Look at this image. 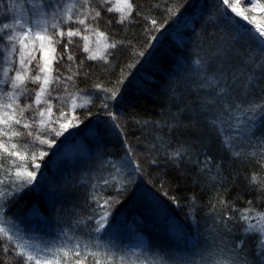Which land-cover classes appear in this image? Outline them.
Instances as JSON below:
<instances>
[{
    "label": "trees",
    "instance_id": "16d2710c",
    "mask_svg": "<svg viewBox=\"0 0 264 264\" xmlns=\"http://www.w3.org/2000/svg\"><path fill=\"white\" fill-rule=\"evenodd\" d=\"M132 2L130 21L119 23L117 13L102 10L94 22L117 47L110 49L108 62L82 59L77 88L93 100L78 114L75 158L71 161L59 150L39 161L41 168L32 185L19 193L9 187L12 194L0 200V224L15 241L26 242L29 250L35 245L55 248L82 241L93 247L99 243L118 260L122 258L123 264H185L188 260L203 264L216 247L215 251L228 249L237 256V264H264L254 236L233 251L243 238L241 210L250 207L251 201L252 208L264 212V193L250 184L254 172L264 181V169L257 163L264 148V114L249 121L238 110L225 112L220 104L202 112L201 100L208 93L201 87L205 73L195 64L201 59L215 67L218 62L213 57L224 49L230 50L233 68L242 66L248 50L261 56L246 33V28L254 26L226 10L221 0ZM175 7L179 11L169 15L167 9ZM255 18L264 22V12ZM153 19L161 25L158 31ZM140 51L143 56L138 55ZM206 74L215 75L210 68ZM118 80L122 83L117 86ZM95 85L110 91L118 88L119 94L108 99ZM109 113L118 119L113 121ZM210 116L219 117V134L206 123ZM117 123L120 128L115 127ZM13 127L24 133L12 138L24 155L22 145L32 137L21 126ZM228 137L231 148L223 143ZM181 146L186 150L183 159H170L169 154ZM237 151L241 157L232 154ZM137 164L139 171H135ZM113 165L121 169L124 191L104 184L115 172ZM93 194L118 201L110 208L101 233L93 231L100 211ZM167 217L178 225L168 228L162 221ZM123 220L131 226L146 223L145 236L152 250L142 255L130 250L127 229L118 227ZM180 226L189 231H184L188 243L180 237ZM0 243L9 248L5 253L0 247V264H21L11 251L13 246ZM85 264L93 261L89 258Z\"/></svg>",
    "mask_w": 264,
    "mask_h": 264
},
{
    "label": "snow or ice",
    "instance_id": "6c2138e0",
    "mask_svg": "<svg viewBox=\"0 0 264 264\" xmlns=\"http://www.w3.org/2000/svg\"><path fill=\"white\" fill-rule=\"evenodd\" d=\"M25 2L26 16L8 20L0 17V43L5 44V47L0 49L3 53L0 60H3L5 65L2 68L0 85L7 84L9 87L8 91L0 88V137L7 138L0 140V200L12 194L8 191L9 187L19 193L36 181L41 168L39 161L48 155L43 146L52 148L55 144L54 137L63 135L74 124L81 122L78 116H70L69 113H74L76 108L87 107L92 103L91 94L85 95L83 90L69 91L70 84L73 88L75 87V77L79 75V72L72 71L70 67L71 75L51 76V72L54 71L53 60L62 59V56L57 55V45L67 40L64 43L63 52L68 53V60L73 63L75 62L74 57L68 52L69 45L73 43V37L79 36L86 42L83 47L85 52L90 51L88 42L91 35L105 40V52L110 48L115 49L117 42L108 43L105 34L99 32L88 21L95 22L101 16L99 9L106 7L108 12L120 13L118 22L124 23L130 21L135 7L132 0H120L118 4H114L113 0H99V8L93 7L94 0H79L78 4L73 0H64V2L56 0L55 5L45 3V0H25ZM221 2L226 10L230 9L235 17H241L248 24H252L253 19L246 12L257 10L264 12V2L261 0H243V2L242 0H221ZM6 11H11V9ZM167 11L169 15H175L179 8H169ZM151 23L155 30L160 29L161 25L155 19ZM69 24H78L83 27H66ZM82 33H88V35H82ZM246 33H249L248 39L257 44L261 56H254L251 50H248L241 59L242 66L235 68L230 66L231 58L228 49L221 50L214 55L213 60L218 62L215 67L211 61L208 65H204L201 59L195 61L196 66L201 69L202 73H205L202 75L201 87L208 93V97L201 100L202 112H211L214 105L220 104L225 112L230 109L238 110L249 121L253 120L256 115L264 114V30L256 25L253 28H246ZM151 39L155 40L156 37L152 36ZM37 53H40L39 60ZM138 55L143 56L144 52L140 51ZM98 58L108 62L107 56L98 57L95 52L87 57V59ZM34 61L36 63L33 66ZM134 66V64L129 65V67ZM209 68L215 73L212 77L206 74ZM10 73L13 74L9 75ZM29 82L38 87L29 89L27 87ZM53 83L63 84V91L66 95L62 97L55 93V89H50ZM120 83L122 81L118 80L117 86ZM94 87L98 91L105 92L108 99H116L119 94L118 88L110 91L103 85ZM21 97L25 100L23 105H21ZM78 99L81 101L79 104ZM52 100H59L60 103L54 105ZM233 100L238 102L233 103ZM103 106L107 107L106 104ZM54 107L57 109L56 113L53 112ZM109 115L112 116L113 121L118 119L112 113ZM206 123L213 126L219 134L218 116L208 117ZM14 125L28 130L27 136L32 137L30 142L22 145L24 155H21L20 146L12 140L13 137H20L24 133L17 131ZM115 127L120 128L121 126L117 123ZM223 143L227 148H231L233 144L231 137L223 139ZM37 144L41 147H37ZM29 148L32 150L28 151ZM185 152L186 150L181 146L170 153L169 157L174 161H179L183 159ZM232 154L235 157H241L238 151ZM128 156L131 158V151ZM257 163L264 169V148H261ZM113 167L115 172L111 180L105 179L104 184L113 186L116 191H124L125 180L120 176L121 169L115 165ZM139 170L137 164L135 171ZM250 184L258 185V191L264 193V181L259 173L254 172L251 175ZM93 200L100 209L99 219L95 220L93 231L101 233L111 215L110 208L118 201L115 198H104L100 194H93ZM220 203L225 204V201L221 200ZM248 203L250 207L240 212L243 238L237 242L233 251L241 248L249 236H254L258 255L264 256V212L252 208L251 201ZM226 219H231V217H226ZM3 241L13 246L11 251L21 261V264H85L89 258L93 264H123L122 258L118 260L114 253L102 249L99 243L95 247L82 241H76L72 246L62 245L55 248L35 245L32 250H29L26 242L15 241L9 229L0 224V242ZM0 247L5 253L9 252V248L3 243H0Z\"/></svg>",
    "mask_w": 264,
    "mask_h": 264
},
{
    "label": "rangeland",
    "instance_id": "374dc122",
    "mask_svg": "<svg viewBox=\"0 0 264 264\" xmlns=\"http://www.w3.org/2000/svg\"><path fill=\"white\" fill-rule=\"evenodd\" d=\"M61 2H64V0H61ZM73 2H76L78 4L79 0H73ZM45 3H52L53 5H55L56 0H45ZM113 3L118 4V3H120V0H113ZM93 7L99 8V0H94ZM7 9H11V11H6ZM99 10L100 11L106 10V7L100 8ZM49 11H51V9H49ZM113 12H115V11H113ZM260 12L261 11H259V10L255 11V12H250V13L246 12V14H248L250 16V18L253 19L252 24H248L241 17H238V18L243 23H245L247 25H252V26L259 25L261 27V29L264 30V22L263 21L261 22V20H258L255 18ZM26 13H27V5H26L25 0H0V17H3L5 20L11 19V18H20L21 16H26ZM115 13H117L120 16V13H118V12H115ZM88 23H92L94 28H96L99 31V29L97 28V26L95 25L94 22L88 21ZM66 27L82 28L83 26L78 25V24H69ZM82 35H88V33H82ZM72 39H73V43L71 45H69L68 52L73 55L75 62L73 63V61L68 60V53L63 52L64 43L67 42V40L65 39L61 44L57 45V55L62 56V59H60L58 61L53 60L52 68L54 69V71L51 72V76H53V77H56V76L66 77L68 75H71L72 73L69 71L70 67H71L72 71L80 72L81 67H82V59H86L92 52H95L98 57H100V56H107L108 57V55H109L111 48L108 49L107 52H105V50H104L105 40L101 37H98L96 35L90 36V40L88 42V47L90 49L89 52L83 51V47H84L86 42L81 37H79V36L73 37ZM107 42L110 43V41L108 39H107ZM4 47H5V44L0 43V49H3ZM2 55H3V53L0 52V56H2ZM13 58H15V57L13 56ZM39 58H40V53H37V59L39 60ZM96 60L103 61V59H99V58ZM35 63L36 62L34 61L33 66L35 65ZM4 66L5 65H4L3 60H0V78H2V68ZM77 66H79V67H77ZM56 69H58V71H55ZM12 74L13 73H10L9 75H12ZM78 76L79 75H77L75 77V87L73 88L70 84L69 85V91H71V92L80 91V89L77 88V84H76ZM27 87L29 89H35L38 87V85H34L31 82H29L27 84ZM0 88H2L4 91L9 90V87L7 84L0 85ZM50 89H55V93H58L62 97L66 95L63 91V89H64L63 84L57 85V84L53 83L50 86ZM83 93L85 95H88L84 91H83ZM24 102H25L24 97H21V105H23ZM80 102L81 101L78 99L77 103L79 104ZM52 103L54 105H58L60 103V101L59 100H52ZM88 106H89V104L87 105V107ZM87 107H78V108H76L74 113H69V115L70 116L71 115L78 116L79 112L86 109ZM53 112L54 113L57 112V109L55 107L53 108ZM26 115H28V113H26ZM56 126L58 127V125H56ZM79 129H80V123L74 124V126L70 127L66 132L63 133V135H61L59 137H54L55 144L52 148H47V146H43L46 148V150L48 152V155L45 157L54 155L55 153H58L59 150H61V151H64L65 152L64 155H66L67 158H69V160L72 161L75 158V155L77 154V148L79 146L78 143L73 141V137ZM33 132L35 133V129H33ZM36 146L41 147L38 144ZM162 209H164V208H162ZM162 209H160V210H162ZM161 214H162V216H166V214L163 210H162ZM171 220L172 219L169 220L168 217L166 219H162L163 224L168 225V228L169 227H175L176 224L178 225V223L172 222ZM155 222H158V221H155ZM136 223L137 224H135V226H131V224H128L125 220H123L119 224L118 227L123 226L125 229H127L126 234L129 235V237L131 239L130 250L133 251L134 254L142 255V253H144L146 251V249H148V248L150 250H152V249H151V245H149L148 238L145 236V234H146V232H145L146 223L144 221H141V222L138 221ZM148 229L151 230L152 228L150 227ZM177 229L179 230V228H177ZM181 230H182V232L180 234V237L182 236L181 238L185 239V242L188 243L190 239L187 237V235L184 233V231L187 232V234H189V231H186L183 227H181ZM194 237H195V235H194ZM181 238L179 239L178 244L182 243ZM33 247H32V249H33ZM215 249H216V247L214 248V250H211L212 252L209 254V256L207 258H205V260H203V264H237V262L239 261L237 256H233L232 253L228 249L226 251H224V250L215 251ZM191 262H192V260H188L187 263H185V264H191Z\"/></svg>",
    "mask_w": 264,
    "mask_h": 264
}]
</instances>
